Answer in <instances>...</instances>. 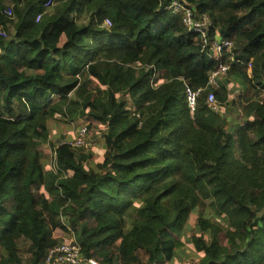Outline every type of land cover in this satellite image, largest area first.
<instances>
[{
  "label": "trees",
  "instance_id": "16d2710c",
  "mask_svg": "<svg viewBox=\"0 0 264 264\" xmlns=\"http://www.w3.org/2000/svg\"><path fill=\"white\" fill-rule=\"evenodd\" d=\"M46 1L0 0V264H39L57 229L78 243L77 264H169L187 215L207 207L218 223L199 212L185 237L198 264H264V0H182L232 42L219 59L170 0H54L37 20ZM218 62L225 78L191 111L184 82L207 86ZM78 118L100 129V158L62 145L44 161L50 135Z\"/></svg>",
  "mask_w": 264,
  "mask_h": 264
},
{
  "label": "built area",
  "instance_id": "2783aa9c",
  "mask_svg": "<svg viewBox=\"0 0 264 264\" xmlns=\"http://www.w3.org/2000/svg\"><path fill=\"white\" fill-rule=\"evenodd\" d=\"M54 4V0H47L44 3V10L39 12L36 19L39 20L43 12ZM165 10H169L173 14H179L181 16V22L184 27L198 34L202 47H209L212 50L213 56L219 59L223 50L230 51L232 49V42L229 39L224 38H211L209 31L212 27V21L209 15L206 13H198L196 9L181 0H170L167 5L164 6ZM4 13L7 16L12 15V8L10 6L4 9ZM110 20L105 19L104 25L109 26ZM0 34L5 35L3 31ZM250 66V64H248ZM228 69V65L222 62H218L215 69L210 73L207 86L192 88L187 82H184V92L187 100V105L191 111L196 109L198 96L202 91L206 90L208 86L216 88L218 86V74L224 73ZM155 75V74H154ZM153 75V77H154ZM152 77V78H153ZM205 103L208 104L212 111H218L219 106L214 94V91H208L205 96ZM85 121V120H84ZM87 121L78 125L75 130V136L73 138H61L58 139L53 148L51 149L50 159L55 160L56 149L59 146L67 145L73 148H84L90 143V139L87 133ZM52 169L55 171L56 164L52 165ZM79 256V245L73 239L70 241H64L53 248L49 249L47 255L40 261L39 264H77ZM90 264H99L95 259H88Z\"/></svg>",
  "mask_w": 264,
  "mask_h": 264
},
{
  "label": "rangeland",
  "instance_id": "374dc122",
  "mask_svg": "<svg viewBox=\"0 0 264 264\" xmlns=\"http://www.w3.org/2000/svg\"><path fill=\"white\" fill-rule=\"evenodd\" d=\"M217 76L219 77L217 82H222L226 76V72L219 73ZM45 77L47 79H51V75L48 73L45 74ZM156 77H158L157 74H155L152 79ZM229 88H230V90L228 91L229 99H231L232 97L236 98V107H237L236 109L237 110L234 112V114L238 116L240 121L242 122L244 120V117H242V114H243L242 106L245 104L244 97L246 95V92L242 87H240V85H237L235 83H233L232 86H229ZM253 92H254L253 90H249L247 95H250ZM259 93L263 94L262 96H264V91L263 93L262 91H259ZM47 97H48V100L43 102L44 105H47L48 101L50 100L52 101L57 98V96H54V95H48ZM84 120H85L84 118H78V120L77 119L71 120V121L65 122L64 124L58 126L57 130L59 131L62 130V132L57 131L54 133V135H50V139L48 143L46 144V148L44 152V161L49 162L51 149L53 148L54 143L58 139H61V138H73L75 136V130L78 127V125L82 122H86ZM91 132L92 133L88 134L90 143L87 146V148L90 149L93 153V159H94L93 161H96L100 158L104 150V141H103L100 129L98 130L97 128H92ZM89 146L91 148H89ZM85 149L83 148V150ZM199 212H201V216H203L206 219H210L211 222L218 221V215L214 212L212 208L207 207L203 211H200V209L196 208L193 212H190L186 217L185 227L187 226V229H188L186 232V236H189L192 233H194L193 227H199L198 225ZM223 223L224 222L220 221L221 225H223ZM226 230H227V227L223 228V230H221L218 233L219 240L223 244H227V239H226L227 235L225 233ZM229 230H233V228H229ZM54 236L60 238L61 242L70 241L73 239L72 233L70 232L68 233L61 229H57L56 231H54ZM185 237L183 235L181 236V241L183 244L177 250L176 260H174L173 262L169 264H192V263L198 264L200 253L196 251L195 247H193L191 243L187 242ZM132 264H146L145 257L142 254L140 256L138 254H135V255L133 254ZM159 264H162V263H159Z\"/></svg>",
  "mask_w": 264,
  "mask_h": 264
},
{
  "label": "crops",
  "instance_id": "0c3cea01",
  "mask_svg": "<svg viewBox=\"0 0 264 264\" xmlns=\"http://www.w3.org/2000/svg\"><path fill=\"white\" fill-rule=\"evenodd\" d=\"M55 96V95H54ZM59 132H62V130H60Z\"/></svg>",
  "mask_w": 264,
  "mask_h": 264
},
{
  "label": "clouds",
  "instance_id": "9594fccd",
  "mask_svg": "<svg viewBox=\"0 0 264 264\" xmlns=\"http://www.w3.org/2000/svg\"><path fill=\"white\" fill-rule=\"evenodd\" d=\"M182 1V0H181ZM207 14V13H206ZM181 17V16H180Z\"/></svg>",
  "mask_w": 264,
  "mask_h": 264
}]
</instances>
